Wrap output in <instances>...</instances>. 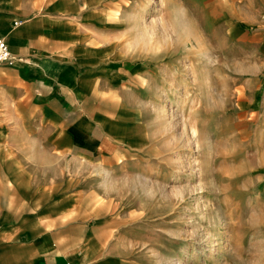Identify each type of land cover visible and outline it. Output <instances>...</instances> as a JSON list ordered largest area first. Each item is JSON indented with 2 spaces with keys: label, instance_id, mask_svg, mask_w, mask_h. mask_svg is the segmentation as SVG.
Wrapping results in <instances>:
<instances>
[{
  "label": "crops",
  "instance_id": "1",
  "mask_svg": "<svg viewBox=\"0 0 264 264\" xmlns=\"http://www.w3.org/2000/svg\"><path fill=\"white\" fill-rule=\"evenodd\" d=\"M132 1L0 0V264H148L144 222L99 183L131 175L151 144L136 85L148 64L116 40ZM233 8L223 31L254 30L239 70L258 77L264 0Z\"/></svg>",
  "mask_w": 264,
  "mask_h": 264
},
{
  "label": "rangeland",
  "instance_id": "2",
  "mask_svg": "<svg viewBox=\"0 0 264 264\" xmlns=\"http://www.w3.org/2000/svg\"><path fill=\"white\" fill-rule=\"evenodd\" d=\"M129 6L116 40L148 64L151 144L131 175L99 178L101 195L144 222L148 264H264V72L239 70L254 30L223 31L236 0Z\"/></svg>",
  "mask_w": 264,
  "mask_h": 264
},
{
  "label": "built area",
  "instance_id": "3",
  "mask_svg": "<svg viewBox=\"0 0 264 264\" xmlns=\"http://www.w3.org/2000/svg\"><path fill=\"white\" fill-rule=\"evenodd\" d=\"M11 60V53L7 42L0 39V64L9 62Z\"/></svg>",
  "mask_w": 264,
  "mask_h": 264
},
{
  "label": "bare ground",
  "instance_id": "4",
  "mask_svg": "<svg viewBox=\"0 0 264 264\" xmlns=\"http://www.w3.org/2000/svg\"><path fill=\"white\" fill-rule=\"evenodd\" d=\"M164 4H165V2L163 3V5H164ZM180 20H181V19H180ZM180 20H179V21H180ZM176 22H177V21H176ZM173 26H174V25H173ZM175 26H177V24H176ZM178 29H179V27H178ZM180 29H181V28H180ZM183 32H184V31H183ZM184 33H185V32H184ZM184 33H183V34H184Z\"/></svg>",
  "mask_w": 264,
  "mask_h": 264
}]
</instances>
